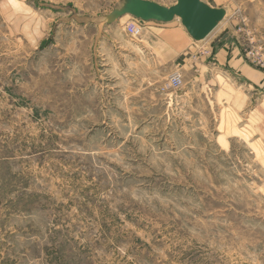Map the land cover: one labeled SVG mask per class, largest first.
I'll return each mask as SVG.
<instances>
[{"label": "rangeland", "instance_id": "1", "mask_svg": "<svg viewBox=\"0 0 264 264\" xmlns=\"http://www.w3.org/2000/svg\"><path fill=\"white\" fill-rule=\"evenodd\" d=\"M203 1L225 18L157 72L130 16L89 22L122 0H0V264H264V93L219 140L218 90L251 82L212 47L264 71V0Z\"/></svg>", "mask_w": 264, "mask_h": 264}, {"label": "crops", "instance_id": "2", "mask_svg": "<svg viewBox=\"0 0 264 264\" xmlns=\"http://www.w3.org/2000/svg\"><path fill=\"white\" fill-rule=\"evenodd\" d=\"M175 20L169 23H159V22H154V21L144 22L145 24H144L143 30L141 29L140 39L143 40L144 37L149 38L148 40H146V43H147L146 45L148 46L150 45V43L152 44L153 54L142 55L141 53H138L135 56L134 63L136 64L135 67L138 69V71H141V69L144 68L143 65L139 61H143L144 59H147V60L152 61V65L149 66V68H151L153 71L156 69V71L159 72L160 65H161L160 63H161V57H162V50H166V53H167L166 54L167 56H165L164 58L165 59L164 63L168 64V66L171 64V62L174 64L176 63L178 65V62L176 60V57L178 54L177 48H181L180 53H182L186 49V47L189 46V44L192 41V38L188 35V33L186 32V30L184 29L182 25L181 26H166V25H171ZM89 22L97 26H103V25H109V24L115 23L113 22V23H105L102 25H98L97 23L92 22V20H89ZM161 25H165V26H161ZM147 33L153 36V40H150L149 36H145ZM177 34L182 36V42H178L177 40H175L177 38ZM86 39H88L90 45H94L95 47H97L96 48L97 50L99 47L100 52L106 49L105 48L106 42L110 40L108 37H101V38L95 37L94 38L92 36L89 38H83V39H78V40L86 41ZM154 39H156V41ZM112 41L115 46V49H113L112 52L114 53L116 52V54L122 55L123 62L127 63V57L130 56L129 54H133L134 48L130 49L127 44H124L122 42V40L117 41L115 38H113ZM162 44H163V47H162ZM224 46L225 45L219 46V44L217 45L213 44L212 46L215 51V56H217L216 63L218 64V66L220 67V66L227 65L231 68V70L233 69V73H238L239 71L240 74L243 75V77H245L251 82V85L249 86L222 85L220 89L218 90L219 93L222 91L224 93L223 96L218 98V102H217L218 107L220 109V113L218 117L220 118L219 127L221 128L218 139L223 140V141L230 139L231 136H236L237 133L236 132L234 133L233 131H235V129L239 128L240 126V123L238 122L241 118V115H240L241 96L240 94L238 95L239 90L241 88H244V89L252 88L253 93L255 95H257V93L258 94H262V92L264 93V71L260 69H254L251 66L246 65L243 62V59H242L243 57L241 55L240 57L237 56V52L239 53L238 48L237 49L233 48L232 50H228L227 48L225 49ZM171 53L173 54L172 56H171ZM104 60L106 61V59ZM181 61L183 62L181 67L183 66L188 67V65L191 63V61L187 58H180V62ZM109 63L111 62H107V64L102 62L100 65H109V68H120V69L127 68V66H124L125 64H121V66H117V65H114L113 63L112 64H109ZM169 89H173V88H168L166 90H169ZM259 89L260 90L263 89V91H260ZM166 90L161 91L159 88V90H156V91L165 92ZM170 92L169 94H171ZM228 92L231 94L225 95V93H228ZM261 96H262L261 100L256 103L264 105V94ZM252 120H253V117L249 116V121L252 122ZM263 120H264V116H263ZM226 121H228V125L225 124ZM237 124H239L238 127H237ZM225 126H226V129H225ZM230 131H232V134L229 133ZM263 134H264V131H263ZM261 139H262V136H261Z\"/></svg>", "mask_w": 264, "mask_h": 264}, {"label": "water", "instance_id": "3", "mask_svg": "<svg viewBox=\"0 0 264 264\" xmlns=\"http://www.w3.org/2000/svg\"><path fill=\"white\" fill-rule=\"evenodd\" d=\"M126 15L143 22L169 23L179 19L192 40L201 41L222 22L226 10L213 7L203 0H176L171 6L152 0H122L109 14L95 18L92 22L98 25L113 23Z\"/></svg>", "mask_w": 264, "mask_h": 264}, {"label": "built area", "instance_id": "4", "mask_svg": "<svg viewBox=\"0 0 264 264\" xmlns=\"http://www.w3.org/2000/svg\"><path fill=\"white\" fill-rule=\"evenodd\" d=\"M143 23H144L143 21L130 17V19L125 24V31L130 36H138L141 32ZM181 83H182V78L178 71H175L172 74H170L168 79V84L171 86V88L176 89L181 85Z\"/></svg>", "mask_w": 264, "mask_h": 264}, {"label": "bare ground", "instance_id": "5", "mask_svg": "<svg viewBox=\"0 0 264 264\" xmlns=\"http://www.w3.org/2000/svg\"><path fill=\"white\" fill-rule=\"evenodd\" d=\"M126 16H128V15H126ZM126 16H125V17H126ZM120 19H121V18H120Z\"/></svg>", "mask_w": 264, "mask_h": 264}]
</instances>
